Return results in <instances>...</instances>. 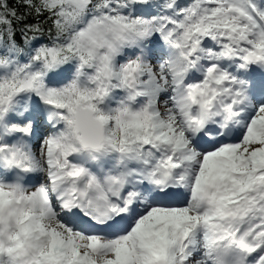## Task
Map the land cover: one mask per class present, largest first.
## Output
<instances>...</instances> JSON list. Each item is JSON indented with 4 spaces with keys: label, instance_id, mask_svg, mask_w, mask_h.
Here are the masks:
<instances>
[{
    "label": "snow or ice",
    "instance_id": "6c2138e0",
    "mask_svg": "<svg viewBox=\"0 0 264 264\" xmlns=\"http://www.w3.org/2000/svg\"><path fill=\"white\" fill-rule=\"evenodd\" d=\"M0 264H264V0H0Z\"/></svg>",
    "mask_w": 264,
    "mask_h": 264
}]
</instances>
